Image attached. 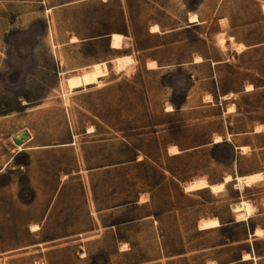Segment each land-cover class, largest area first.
Wrapping results in <instances>:
<instances>
[{
	"label": "rangeland",
	"instance_id": "1",
	"mask_svg": "<svg viewBox=\"0 0 264 264\" xmlns=\"http://www.w3.org/2000/svg\"><path fill=\"white\" fill-rule=\"evenodd\" d=\"M69 1L0 0V264H264V178L184 189L264 171V0ZM190 12L203 24L187 26ZM113 32L128 48H110ZM100 62V86L67 91V76ZM22 128L48 150L17 151ZM56 194L54 216L30 232ZM241 200L255 211L237 222ZM88 209L97 229L72 228ZM213 217L219 227L199 229Z\"/></svg>",
	"mask_w": 264,
	"mask_h": 264
},
{
	"label": "bare ground",
	"instance_id": "2",
	"mask_svg": "<svg viewBox=\"0 0 264 264\" xmlns=\"http://www.w3.org/2000/svg\"><path fill=\"white\" fill-rule=\"evenodd\" d=\"M188 21L189 23H199L198 15L196 13H190L188 15ZM149 30L151 33L159 32L160 30L159 25L153 24ZM109 38H110V42H109L110 48L115 49V50H123V49L128 48V43L126 41L129 38L125 36L124 34L113 32L110 34ZM229 41L231 42V44L233 45L235 44L232 37L229 38ZM217 43L220 47L225 48L226 42H225V37L223 33H220L217 35ZM244 47L245 46L242 43H238L236 45V48L238 50H241ZM133 59L134 58L131 55L127 54V55L117 56L116 58L113 59V62L116 68H118L119 70L126 71L128 66L134 61ZM201 60H202L201 57L199 58L195 57L194 62H200ZM156 67H157L156 61L147 62V68L154 69ZM90 68H91V71L86 74H83L81 72V70L84 68H80V69L74 70V72H76L75 75L67 76L65 78V86L68 92H73L76 89H85L89 85L100 86V83H101L100 78L103 76H106L108 72L106 62L96 63L90 66ZM247 88H250V87H247ZM207 101L208 102L211 101L210 96L207 97ZM233 108L234 106H231L229 108V111L233 110ZM166 111H172V107L168 106L166 108ZM257 130H258V127H257ZM220 140H221L220 137H215L216 142H219ZM14 147L16 148L17 151H22L24 149L22 145L20 146L15 145ZM245 149L246 148L243 147L241 150L243 151ZM179 152L180 151L178 150L176 146H172L169 149V153L172 155H175ZM263 178H264V171L252 173L246 176L236 175L235 178H233L232 175L227 174L223 178V180L218 183H210L205 177H200V178L194 179L190 181L189 183H187L184 189L187 192H191L194 190L197 191V190H202V189H209L212 193H217L219 191H224L226 189V184L230 181L232 182V180H235L236 187L239 190H243L246 186H250L256 183L258 180H262ZM231 208H232V212L235 214V218L237 222L249 220L251 217H253V214L255 211V207L247 200H241L240 202L233 204ZM220 225L221 223L219 219L216 217H213L210 219L202 220L199 224V229L200 230L213 229V228L219 227ZM30 229L32 231L37 230L38 226L31 225ZM262 232H263L262 229H255L253 234L250 235V237L260 236ZM242 260H257V258L253 257L251 253H247L242 256ZM208 264H215V263L209 262Z\"/></svg>",
	"mask_w": 264,
	"mask_h": 264
},
{
	"label": "crops",
	"instance_id": "3",
	"mask_svg": "<svg viewBox=\"0 0 264 264\" xmlns=\"http://www.w3.org/2000/svg\"><path fill=\"white\" fill-rule=\"evenodd\" d=\"M83 0H74L73 2L72 1H69V2H66L64 5H67V4H72V3H74V2H82ZM55 8H57V6H55V5H49V6H46V10L47 9H50V11L51 10H53V9H55ZM190 13H195V12H190ZM189 13V14H190ZM188 14V15H189ZM197 14V13H196ZM198 15V14H197ZM198 17H199V15H198ZM199 23H189L188 22V17H187V22L189 23L187 26H198V25H201V24H203V21H201L200 20V18H199ZM159 33H161V31L159 32ZM217 36V35H216ZM225 42H226V39H225ZM227 43V42H226ZM226 43H225V45H226ZM198 57V56H197ZM200 57V56H199ZM198 57V58H199ZM195 59V58H194ZM194 59L192 60V64H200V63H202L204 60H203V58L201 57V61L200 62H194ZM151 61H154V60H151ZM217 62V61H216ZM216 62H213L214 64L216 63ZM158 68V65H157V67L156 68H154V69H157ZM149 69V68H148ZM247 87H250V88H246V90H252L253 89V87H252V85H248ZM224 98H229V95L227 94V95H225V96H223ZM172 111H174V109H172ZM229 111V110H228ZM231 111H233V110H231ZM231 111H229V112H231ZM168 112H171V111H168ZM261 126H259L258 127V129L260 128ZM24 129H27L28 130V132L30 133V135H31V138L28 140V141H26L22 146H23V148L24 149H28V150H32V152L33 153H41V152H44L45 150H48V149H46L48 146H46V145H42V144H35V145H29L30 143H32L33 141H34V134H32V131L30 130V128H22V129H20L19 131H17L13 136H15L17 133H19L20 131H22V130H24ZM255 132L257 133V132H259L258 130H255ZM215 137H220L221 138V140L219 141V142H216L215 141V138L213 139V144H220V143H223L225 140L220 136V135H217V136H215ZM226 140L227 141H230L231 140V135H230V133L229 134H227V138H226ZM65 146H67V144H65ZM248 148L247 146H240V145H234V148L235 149H242V148ZM23 149V150H24ZM240 149V150H241ZM22 150V151H23ZM19 152H21V151H19ZM180 153V152H179ZM27 168H28V170H29V172L32 170V165L30 164V165H27ZM92 170V169H91ZM91 170H87L86 172L88 173L89 171H91ZM81 173V171L79 172V174ZM86 173V174H87ZM256 173V172H255ZM90 174V173H89ZM251 174V173H250ZM246 175H249V174H246ZM246 175H242V176H246ZM82 180L84 179V177H83V175H82ZM233 178H235V177H233ZM32 179V178H31ZM33 180V179H32ZM57 200H58V194H56V195H54V196H52V198H51V201L49 202V205H48V207H47V209L45 210V212L43 213V216H42V218H40L39 220H38V222L37 223H34V224H32V225H37L38 226V229L37 230H34V231H32L31 229H30V227H29V230H30V232H37V231H40L41 230V227L45 224V223H47V221L49 222L51 219V217H52V215L54 216V207H55V204H56V202H57ZM104 210H102L101 212H103ZM96 213H98V214H100L99 213V211H96ZM61 214H64V213H61ZM85 217H86V219H87V221L86 222H88V224L87 225H83V226H81V227H79V226H74V227H72V228H75V229H78V230H91V229H97L96 228V222L97 221H95V220H97V218L95 217H93L92 216V212L88 209L87 211H86V213H85V215H84ZM92 221H94L93 222V226H92ZM91 223V224H90ZM40 245V244H39ZM125 250V249H124ZM123 250V251H124Z\"/></svg>",
	"mask_w": 264,
	"mask_h": 264
},
{
	"label": "water",
	"instance_id": "4",
	"mask_svg": "<svg viewBox=\"0 0 264 264\" xmlns=\"http://www.w3.org/2000/svg\"><path fill=\"white\" fill-rule=\"evenodd\" d=\"M31 138L30 133L27 129H24L17 133L15 136L12 137V140L15 145L20 146L23 145L26 141H28ZM251 235V234H250Z\"/></svg>",
	"mask_w": 264,
	"mask_h": 264
}]
</instances>
